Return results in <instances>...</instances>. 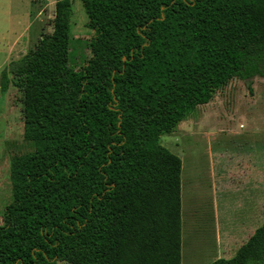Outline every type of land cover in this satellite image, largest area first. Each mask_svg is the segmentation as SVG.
Segmentation results:
<instances>
[{"label":"trees","instance_id":"obj_1","mask_svg":"<svg viewBox=\"0 0 264 264\" xmlns=\"http://www.w3.org/2000/svg\"><path fill=\"white\" fill-rule=\"evenodd\" d=\"M80 1L97 33L81 70L56 0L53 33L2 74L31 149L11 161L0 264H182L183 162L161 139L264 79V0ZM213 264H264V223Z\"/></svg>","mask_w":264,"mask_h":264},{"label":"rangeland","instance_id":"obj_2","mask_svg":"<svg viewBox=\"0 0 264 264\" xmlns=\"http://www.w3.org/2000/svg\"><path fill=\"white\" fill-rule=\"evenodd\" d=\"M71 2L73 64L81 70L97 33L84 4ZM55 7L56 0H0V227L14 199L11 161L31 149L24 141V93L11 86L4 95L1 78L53 33ZM161 144L183 162L182 264H213L229 235L233 244L221 257L233 258L264 223V79L231 81Z\"/></svg>","mask_w":264,"mask_h":264},{"label":"crops","instance_id":"obj_3","mask_svg":"<svg viewBox=\"0 0 264 264\" xmlns=\"http://www.w3.org/2000/svg\"><path fill=\"white\" fill-rule=\"evenodd\" d=\"M4 95H6V96L9 95V92H8V93H5ZM260 175H261V172H260L259 176H260ZM255 231H256V230H255ZM255 231H254V232H255ZM253 234H254V233H253ZM225 241H226V242H225L224 245L222 244V242H220V244L217 245V247H218V248H217V250H218V254H220V257H218L217 261L220 260V259H225L224 257H221V253L223 254V253H227V252H228V250H226V249H227L228 246H230L231 244H233L234 237H232L231 235H229V236L226 237ZM247 241H248V240H247ZM247 241H246V242H247ZM246 242H245V243H246ZM245 243H243L241 246H243ZM183 245H184V242H183ZM241 246H240V247H241ZM240 247H239L238 249H240ZM235 255H236V254H235ZM235 255H234V256H235Z\"/></svg>","mask_w":264,"mask_h":264}]
</instances>
